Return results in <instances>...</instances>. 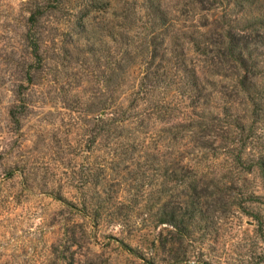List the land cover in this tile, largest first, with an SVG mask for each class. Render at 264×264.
<instances>
[{
    "label": "rangeland",
    "instance_id": "1",
    "mask_svg": "<svg viewBox=\"0 0 264 264\" xmlns=\"http://www.w3.org/2000/svg\"><path fill=\"white\" fill-rule=\"evenodd\" d=\"M34 4L48 0H0V264H264L263 182L228 157L264 152V47L247 92L229 44L264 36L251 24L264 0H66L39 21L40 62L26 40ZM152 41L170 76L153 73L143 94ZM176 59L196 78L174 76ZM104 101L131 119L102 135ZM170 211L176 228L159 223Z\"/></svg>",
    "mask_w": 264,
    "mask_h": 264
},
{
    "label": "trees",
    "instance_id": "2",
    "mask_svg": "<svg viewBox=\"0 0 264 264\" xmlns=\"http://www.w3.org/2000/svg\"><path fill=\"white\" fill-rule=\"evenodd\" d=\"M66 2V0H48V6H41V5H36L34 4V10L31 11L29 13V17H28V31H27V35H26V40L28 42V46L31 50V54L33 55V57L40 62V54H39V32L40 30L37 28V26H39V21L40 19L44 16V14L46 13H51L54 11H57L60 7L64 6V3ZM151 15L153 16L152 19L153 20H157L162 26H167V16L166 13L163 10H160L159 8H155L152 9L149 12V16L151 17ZM253 22H251L252 25L254 26H259L262 27V25H264V21L261 20L260 18H252L251 19ZM246 29V27H245ZM248 31V29H247ZM251 31V30H250ZM256 32V31H253ZM232 36L229 38V44L231 47V53L233 54L231 57L237 61V64L239 65V88L244 90V91H251V88L253 86H256V81H253V78L256 77V74L253 72L252 74H250L251 72H249V68H250V62L253 64V62L255 63V61H252L254 58H252V53L253 51H255V44L257 46H263L264 47V36H260L258 35L257 38H254L253 40L250 39L249 37L246 36H239L236 37ZM241 40H243L241 42V44H238V41L240 42ZM255 41V42H253ZM152 52H151V56H150V62L147 65V69L146 72L144 73L143 76V80H145L144 82L141 83L140 87L137 89L141 92H143V94L147 91L148 88L145 89L146 87H149L150 84L147 83V80H149L150 76H153V73L155 76H157L159 71H162L163 75L168 78L167 76H170V71L166 70L165 66H158L155 67L154 66V61L157 59L156 57H158V54L154 53V51H156L157 48V44H155V42L152 41ZM243 46V48H241ZM252 47L254 49H252ZM257 49V48H256ZM170 53H172V55H170L171 58H173V56H176V50L172 48V50L170 49ZM164 56V53H162L161 57ZM166 56V54H165ZM160 57V59H161ZM171 58L166 59L168 64H172L170 63ZM163 60V59H162ZM180 59H176V61L174 62L175 65H173V69L175 68V74L174 76H179V78H184V75L188 74V72L190 73V76H193V78H196V73L194 69H191L188 71V68L186 65L183 64L182 60L181 62H179ZM254 66V65H253ZM153 70H156V72H154ZM191 71V72H190ZM28 75L29 72H27ZM158 76H161L158 74ZM256 80V79H255ZM29 81V80H28ZM31 81V80H30ZM183 81V86L185 87V94L186 95H192V93H194V88H196V92L198 91L200 84H197L196 80L194 79L193 81ZM23 88H25V86L20 85L18 87L17 90V98H16V102L14 104V106H12V108L9 111V115L10 118L12 120V123L16 126H19V122H20V118L22 116L25 115L26 113V108H25V99H24V93H23ZM192 90V92H191ZM184 94V95H185ZM195 102V100H193ZM134 102V101H133ZM196 103V102H195ZM196 106V105H195ZM101 110H100V114L98 119V130L100 134H104V133H110L113 130V126L117 125V124H123L126 123L129 119H131L130 117L127 118L125 116L126 112H128V109L126 110L122 104V102H115L113 104H108L107 101H104L102 103V105L100 106ZM164 107V106H163ZM111 112H110V111ZM175 110V109H174ZM168 111H172L173 109H169L167 107L163 108L162 113L167 116ZM109 112V114H107ZM169 115H171V113H169ZM174 127H179V128H184V123L183 122H179L177 124H175ZM97 133V134H99ZM97 134L94 135L93 140L91 141V143H95L94 141L97 138ZM208 147V146H207ZM205 146L206 149H209V147H211L209 145V147L207 148ZM236 148H227L225 151L226 153L230 154V152H232L233 150H235ZM225 153V152H224ZM233 154H231L229 157V159L231 160L232 165L238 169L240 171L241 174L245 175V174H252V173H256L258 174V176L261 178L262 182H263V190H264V152H260V153H253L251 151L250 148H246V147H239L237 150H235V152H232ZM227 154V155H228ZM245 173V174H244ZM187 187H191V186H187ZM238 188V186H236ZM231 189V188H230ZM192 190L194 192L195 195L198 194V196H200V198H203L208 195H206V191H207V186L202 187V190L199 191V188L196 187H192ZM199 191V192H198ZM243 195V194H242ZM259 200V195L252 193V194H248V196L246 197V202H250V203H257ZM247 213V212H246ZM178 220L179 217L178 215H176L175 211H170V212H162L159 213V223L160 224H169L172 227L176 228L178 226ZM258 221V225L261 226L260 221ZM125 248L128 251H132L130 248H128V246H125ZM263 262V260H260V263ZM147 264H154V262H148Z\"/></svg>",
    "mask_w": 264,
    "mask_h": 264
}]
</instances>
